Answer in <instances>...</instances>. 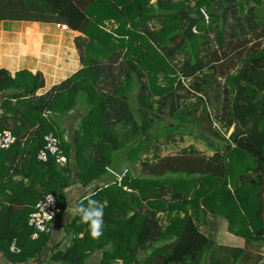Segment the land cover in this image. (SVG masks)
Listing matches in <instances>:
<instances>
[{
  "label": "trees",
  "instance_id": "16d2710c",
  "mask_svg": "<svg viewBox=\"0 0 264 264\" xmlns=\"http://www.w3.org/2000/svg\"><path fill=\"white\" fill-rule=\"evenodd\" d=\"M219 1L221 10L215 9ZM231 1L47 0L56 17H39L21 0H0V21H63L82 34L75 38L82 68L44 94L37 93L44 86L40 72L24 69L11 75L0 69V132L15 137L8 149H0V255L8 264H46L42 256L58 264H84L97 251L99 264H203L212 240L194 223L192 214L199 211L225 218L228 231L247 242L264 239V45L240 51V44L230 43L239 36L245 47L252 33L256 40L264 38V20L244 6H260L264 0ZM196 8L204 9L208 23L187 36L181 13ZM229 14L237 31L231 29L225 44ZM106 20L117 27L108 29ZM208 29L216 31L215 45ZM225 46L241 56L235 73L221 66L217 48L224 52ZM177 56H184L178 64ZM209 75L223 78L214 118L203 101ZM184 80L192 82L188 90L198 100L181 108L177 90ZM79 106L80 126L71 128L64 141L59 124ZM165 111L174 123L158 130L155 123ZM201 122L210 135L198 131L197 137L214 149L213 155L189 145L175 154L144 157L158 139L165 138L167 145L176 143L177 136H196L185 124L198 127ZM231 128L222 148L211 141L224 140ZM48 133L61 141L67 158L62 166L52 158L36 159ZM133 142L127 160L136 177L126 173L104 184L111 155ZM73 185H93L71 201L76 206L89 198L101 203L102 236L91 238L75 211L59 242L55 233L33 239L28 217L37 201L56 195L58 217H64L69 203L65 191ZM161 212L169 215L166 226L159 222ZM12 244L18 252L10 251ZM243 255V249L234 248L232 264Z\"/></svg>",
  "mask_w": 264,
  "mask_h": 264
},
{
  "label": "crops",
  "instance_id": "0c3cea01",
  "mask_svg": "<svg viewBox=\"0 0 264 264\" xmlns=\"http://www.w3.org/2000/svg\"><path fill=\"white\" fill-rule=\"evenodd\" d=\"M21 1L28 7L31 13L39 15V17H41V15L56 17V13H54L47 0ZM77 1L83 4L88 2L91 3L95 0ZM92 13L97 15L94 10H92ZM98 14H101V12L98 11ZM64 23L65 22L63 21H42V19L32 21L9 19L1 20L0 69L7 70L11 75H14L15 72L24 69L30 71L31 73L40 72L44 78V86L37 92L39 95L46 93L52 86L59 84L61 81L77 72L82 68V63L79 51L75 46V38L82 36V34L71 30L68 26H66L65 29H62L61 26L58 27L59 24L64 25ZM104 23L108 29L117 27V24L112 20H106ZM80 110L83 111V108L80 106L76 107L70 114H68L67 117H63L60 127L63 128L64 132L70 134L71 128L73 129L76 125L77 120L75 117L79 114ZM213 153H207V156H211ZM92 188L93 185L86 188H81L75 185L72 189H67L65 191L66 199L69 202L73 199H78L84 192L88 194ZM199 214H202L204 218L205 214L200 211L197 215L194 214V216L197 217ZM212 217H214V219H219V221L223 222L225 225V245H228V247L232 248V250L234 248L243 249L244 255L241 258L243 260L256 258V255L249 256V252L246 247V244H249V242L228 231V224L225 218L219 216ZM67 219L68 217L65 215L64 217H57L53 222V229L57 235L58 242L60 241L59 239H61L60 231H62V226L65 225ZM193 220L198 230L207 236V234L201 229V227H205L206 222L203 220L197 224L194 218ZM230 252L232 257L231 249ZM208 257L209 255H207V258ZM1 258L2 255L0 259Z\"/></svg>",
  "mask_w": 264,
  "mask_h": 264
},
{
  "label": "rangeland",
  "instance_id": "374dc122",
  "mask_svg": "<svg viewBox=\"0 0 264 264\" xmlns=\"http://www.w3.org/2000/svg\"><path fill=\"white\" fill-rule=\"evenodd\" d=\"M155 1L156 0H151V3L154 4ZM238 1L243 2V0H232L231 2H238ZM190 5H193V3H190ZM244 6H245V9H247L249 6L253 7L255 9V13H257V15L259 16L258 19L262 20V21L264 20V3H262L260 6H255L252 2H250V4L244 3ZM222 8H223V5H222L221 1H219L216 4L215 9L221 10ZM201 10L205 13V16H206V18L204 19L203 22L208 23L207 13L204 11V9H201ZM193 11H191V12H193ZM238 16L239 15H237L236 17H238ZM243 17H244V14L240 17L242 25L245 24ZM203 22H201V23H203ZM186 26H187V23H186ZM224 27H225V29H224V31H225L224 43L226 44L228 41H230L229 35L232 31L231 29H234L235 31H237V25L235 24L234 18L230 14H229V17L227 19L226 25ZM195 29L192 32H195ZM208 32H209L208 35L210 37L212 44L215 45V43H216L215 42L216 41V33L215 32L216 31L212 30V29H208ZM242 39H243L242 37L237 36L236 38H234V40H231L230 43L233 47L240 44V47L242 48V49H240V51L241 50L246 51V49H248L250 47V44H254V43L259 44L258 42H260L262 44V46L264 45V38L261 39L260 41L256 40L255 35L253 33L249 34L246 37V41L249 43H247V45L245 47L241 46L242 45ZM230 46H228V47L225 46L226 50L224 52L219 47L217 49H218L219 57L223 61V62H221L222 63L221 66L223 67V69L229 70L230 73H235L237 71V69L240 67L239 59L241 58V56L239 55L238 52H235L234 50L230 51V49H231ZM182 58H184V56H177L176 57V63L177 64L180 63ZM207 81H208V84L206 86H203V90L205 91L204 92L205 95H203L205 100H203V101L206 102L205 107L207 108V113L210 115V117L214 118L215 113L218 111V109L221 106V100L219 98V96H220L219 93H220V86L223 83V78H215L214 77L213 79H211V76L209 75V77L207 78ZM191 83H192L191 81L189 82L187 80H184L182 82V85H181L182 87L177 90V95H178V97H180V99H179L180 103L179 104L181 105L180 106L181 108L186 107L187 104H189V103H196V101L198 100L197 96H195L194 94H192V92H190L188 90V88L189 89L191 88V86H190ZM201 109H202L201 106H199L197 108L196 113H195L196 116L201 114ZM166 111L162 114V115H164L163 118L160 121H156V123H155L156 128L158 130L166 127L170 123H174V120H172L167 115ZM82 114H83V111L80 110L79 114L75 117L77 120L76 121V127L77 128L80 126V117L82 116ZM213 122L214 121L212 119V126L215 129H217V127H219L218 124H216V123L214 124ZM59 126H60V124H59ZM185 127L193 129L196 133L195 134L196 136H177L176 143L167 144V145L163 144L165 138L158 139L157 141L152 142V144L150 145L149 151L147 153H145L144 157L151 159L153 156H156L159 154L160 155L175 154L181 148L187 147L189 145H193L194 147H197L196 148L197 150H199L202 153H205L206 155H207V153L212 154L214 152V149L212 147H209L205 141H203L202 139L197 137L198 131H199V133H205V135H207V136L210 135V133L207 131L208 125L206 123L201 122L198 127L196 125L185 124ZM62 129L63 128H61V130ZM232 131H233V128L229 129V131L227 133L222 135L224 140H222V139L219 140L217 138L211 137V141H214L220 148H222L224 146L225 142L228 141V137L232 133ZM62 139L64 141H69V134L66 132H63ZM137 167H139V166H137ZM114 180H119V179L116 178L115 176H113L112 174L108 173V175L102 181L104 182V184H109V183L113 182ZM101 184H103V183H101ZM74 186L75 185H73L69 189H72ZM189 213H191V210L189 211ZM192 216H193L192 218L195 219V222L197 224L203 220H204V222H206L205 227H201V229L212 240V247L208 253L209 257L206 259V261L203 264H231L233 259L231 257L230 249L232 251V248L228 247V245H225V236L224 235H225L226 231H225V225L223 224V222H220L219 219H217V218L214 219V217H212L209 214H205L204 218H203L202 214H199L197 217H195L194 214ZM158 218H159V222L163 226L168 225L169 215L167 213H165V212L159 213ZM207 218H208V221H207ZM61 235L63 237V233ZM54 241L55 242L57 241V235L54 236ZM63 241H67V240L63 239ZM67 242H66V244H67ZM66 244H64V245H66ZM246 247H247V251L249 252V256H255L256 255V258H254V259L251 258L250 260L249 259L248 260L241 259V262L239 264H257V263L264 264V239L263 238H260L256 241H252V243L249 242V244H246ZM0 257H1V255H0ZM100 259H101L100 252L97 251V252L93 253L92 255H90L84 264H99ZM0 262L1 263L3 262L4 264H8L3 259V257L0 259ZM45 263L46 264H58V263H54V262H49L48 260H45ZM113 264H121V262L116 261Z\"/></svg>",
  "mask_w": 264,
  "mask_h": 264
},
{
  "label": "built area",
  "instance_id": "2783aa9c",
  "mask_svg": "<svg viewBox=\"0 0 264 264\" xmlns=\"http://www.w3.org/2000/svg\"><path fill=\"white\" fill-rule=\"evenodd\" d=\"M59 26H61L62 29L66 28V25L59 24L58 27ZM48 114L49 112H46L44 116L46 117ZM14 142L15 137L10 131L0 132V149H8ZM60 144L61 141L56 135L53 133L46 134L44 136V146L37 152L36 159L41 162H47L50 158H52L56 165H64L67 162V158L63 154ZM57 202L58 197L56 195L47 194L40 198L35 204L33 212L30 213L28 217V225L33 229V239L38 238L40 234L55 233L53 229V222L59 214ZM75 209V201L69 202L66 210L64 211V214L68 217L67 221L73 217ZM63 227L64 226H62V231H59L60 234L63 233L64 235ZM10 251L18 252L19 250L14 246V244H12L10 246ZM41 258L43 260H48V256H46V258L42 256Z\"/></svg>",
  "mask_w": 264,
  "mask_h": 264
},
{
  "label": "water",
  "instance_id": "95a60500",
  "mask_svg": "<svg viewBox=\"0 0 264 264\" xmlns=\"http://www.w3.org/2000/svg\"><path fill=\"white\" fill-rule=\"evenodd\" d=\"M181 16L187 22V26L184 30V33L187 36H189L190 33L206 18L205 13L199 8H196L193 12H183L181 13ZM134 144L135 143L133 142L111 155L106 170L118 179L126 173H131L134 177L137 175L135 166L127 160V155Z\"/></svg>",
  "mask_w": 264,
  "mask_h": 264
},
{
  "label": "clouds",
  "instance_id": "9594fccd",
  "mask_svg": "<svg viewBox=\"0 0 264 264\" xmlns=\"http://www.w3.org/2000/svg\"><path fill=\"white\" fill-rule=\"evenodd\" d=\"M76 214L79 215L80 221L87 223L91 238L98 239L102 236L103 206L96 199L89 198L87 204H78Z\"/></svg>",
  "mask_w": 264,
  "mask_h": 264
}]
</instances>
